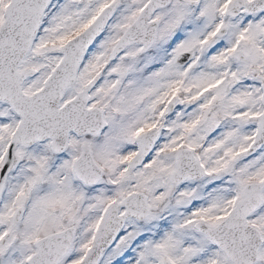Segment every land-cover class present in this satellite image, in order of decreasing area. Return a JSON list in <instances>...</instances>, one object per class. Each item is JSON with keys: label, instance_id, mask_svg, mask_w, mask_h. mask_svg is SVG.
<instances>
[{"label": "snow or ice", "instance_id": "snow-or-ice-1", "mask_svg": "<svg viewBox=\"0 0 264 264\" xmlns=\"http://www.w3.org/2000/svg\"><path fill=\"white\" fill-rule=\"evenodd\" d=\"M0 264H264V0H0Z\"/></svg>", "mask_w": 264, "mask_h": 264}]
</instances>
